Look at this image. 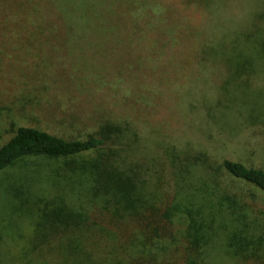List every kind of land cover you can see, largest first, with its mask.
I'll list each match as a JSON object with an SVG mask.
<instances>
[{
	"label": "rangeland",
	"instance_id": "rangeland-1",
	"mask_svg": "<svg viewBox=\"0 0 264 264\" xmlns=\"http://www.w3.org/2000/svg\"><path fill=\"white\" fill-rule=\"evenodd\" d=\"M107 121L121 126L116 149L151 194L174 178L179 197L202 196L214 177L206 158L264 168V0H0V146L20 126L70 139ZM64 162L30 156L0 173V264H103L113 233H148L104 213L79 230L52 218V202L94 205L67 183ZM232 188L249 195L264 233V191ZM260 252L223 264H264Z\"/></svg>",
	"mask_w": 264,
	"mask_h": 264
},
{
	"label": "trees",
	"instance_id": "trees-1",
	"mask_svg": "<svg viewBox=\"0 0 264 264\" xmlns=\"http://www.w3.org/2000/svg\"><path fill=\"white\" fill-rule=\"evenodd\" d=\"M250 65L244 59L238 69L245 71ZM122 136L121 126L108 121L86 138L70 139L38 127L20 126L0 146V173L30 156L64 158L65 168L81 175L73 181L75 175L70 174L67 183L80 186V192L88 194L96 206L91 205L88 211L67 207L63 201L52 202V218L65 227L71 225L79 230L91 215L101 218L104 213L119 228L148 229V233H113L115 237L107 238L110 250L103 256V264H223L245 261L251 250L255 253L264 250V233L258 232L246 210L245 197L249 195L232 188L238 182L264 191V168L231 159L212 165L206 158L208 167H212V172H207L214 176L209 181L216 185L203 182L202 196L193 190L179 197L183 186H177L174 178L168 189L161 187L160 193L151 194L145 189L147 181L141 167L126 164L117 151ZM61 177L58 174L52 180L59 185ZM155 195L162 200L164 195L168 196L172 201L159 200L165 202L162 206L154 200ZM228 217H231L229 223ZM175 220L183 221L182 233H173L171 226ZM96 221L93 218L94 225ZM221 244L223 250L218 249ZM88 258L89 264H99L96 257L88 255Z\"/></svg>",
	"mask_w": 264,
	"mask_h": 264
}]
</instances>
